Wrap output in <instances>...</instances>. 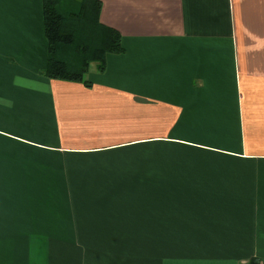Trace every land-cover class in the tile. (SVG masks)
I'll return each mask as SVG.
<instances>
[{
  "label": "crops",
  "instance_id": "crops-1",
  "mask_svg": "<svg viewBox=\"0 0 264 264\" xmlns=\"http://www.w3.org/2000/svg\"><path fill=\"white\" fill-rule=\"evenodd\" d=\"M101 1L88 87L0 0V264H264V0Z\"/></svg>",
  "mask_w": 264,
  "mask_h": 264
},
{
  "label": "trees",
  "instance_id": "trees-1",
  "mask_svg": "<svg viewBox=\"0 0 264 264\" xmlns=\"http://www.w3.org/2000/svg\"><path fill=\"white\" fill-rule=\"evenodd\" d=\"M101 0H43L47 64L42 74L50 79L80 82L87 79L91 65L104 71L108 54L124 51L121 33L101 22ZM251 258L245 264H259Z\"/></svg>",
  "mask_w": 264,
  "mask_h": 264
},
{
  "label": "rangeland",
  "instance_id": "rangeland-1",
  "mask_svg": "<svg viewBox=\"0 0 264 264\" xmlns=\"http://www.w3.org/2000/svg\"><path fill=\"white\" fill-rule=\"evenodd\" d=\"M92 65H94V64H92Z\"/></svg>",
  "mask_w": 264,
  "mask_h": 264
}]
</instances>
